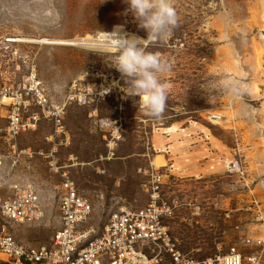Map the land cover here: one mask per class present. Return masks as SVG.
<instances>
[{
	"label": "rangeland",
	"instance_id": "rangeland-1",
	"mask_svg": "<svg viewBox=\"0 0 264 264\" xmlns=\"http://www.w3.org/2000/svg\"><path fill=\"white\" fill-rule=\"evenodd\" d=\"M174 5L173 35L149 48L171 66L164 110L153 117L89 48L100 29L116 25L146 38L124 15V0H0V93L35 78L52 107L67 106L65 134L41 120L19 137L16 156L0 132V181L35 186L46 210L43 222L12 223L23 247L49 246L60 230L67 175L91 205L85 228L159 197L183 254L205 259L237 247L264 264V0ZM79 91L89 94L86 105L69 101ZM6 126L7 107L0 131Z\"/></svg>",
	"mask_w": 264,
	"mask_h": 264
},
{
	"label": "built area",
	"instance_id": "built-area-1",
	"mask_svg": "<svg viewBox=\"0 0 264 264\" xmlns=\"http://www.w3.org/2000/svg\"><path fill=\"white\" fill-rule=\"evenodd\" d=\"M28 84L18 89L5 88L0 93V110L7 107V126L0 132L15 156L19 137L35 131L41 120L51 123L57 135L65 134L67 106L52 107L35 78ZM87 94L79 91L69 101L86 105ZM32 102L40 115L29 114ZM4 159L0 155V169ZM62 179L61 228L49 246L38 248L23 247L11 233L12 223L29 225L46 219L38 189L33 185L6 187V182L0 181V264H256L255 258H246L237 247L205 259L183 254L165 225L172 211L158 205L159 197H154L147 209H121L99 230L85 228L91 205L67 175Z\"/></svg>",
	"mask_w": 264,
	"mask_h": 264
},
{
	"label": "clouds",
	"instance_id": "clouds-1",
	"mask_svg": "<svg viewBox=\"0 0 264 264\" xmlns=\"http://www.w3.org/2000/svg\"><path fill=\"white\" fill-rule=\"evenodd\" d=\"M124 15H131L146 38L127 33L123 25L111 32L99 30L90 42L91 52L104 56L110 67L120 74L127 97H138L137 104L146 114L158 117L164 110L168 84L164 77L171 66L159 53L149 48L166 42L173 35L179 18L174 0H124ZM119 82H114L116 86ZM233 91L240 95L241 88Z\"/></svg>",
	"mask_w": 264,
	"mask_h": 264
},
{
	"label": "bare ground",
	"instance_id": "bare-ground-1",
	"mask_svg": "<svg viewBox=\"0 0 264 264\" xmlns=\"http://www.w3.org/2000/svg\"><path fill=\"white\" fill-rule=\"evenodd\" d=\"M260 65H262V64H260ZM157 166H158V163H157Z\"/></svg>",
	"mask_w": 264,
	"mask_h": 264
}]
</instances>
